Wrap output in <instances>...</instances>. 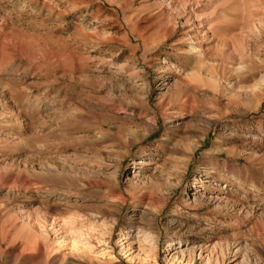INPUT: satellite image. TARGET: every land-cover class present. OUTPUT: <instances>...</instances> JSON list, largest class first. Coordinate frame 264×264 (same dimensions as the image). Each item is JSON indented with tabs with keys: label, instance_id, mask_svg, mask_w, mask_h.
Instances as JSON below:
<instances>
[{
	"label": "rangeland",
	"instance_id": "374dc122",
	"mask_svg": "<svg viewBox=\"0 0 264 264\" xmlns=\"http://www.w3.org/2000/svg\"><path fill=\"white\" fill-rule=\"evenodd\" d=\"M0 264H264V0H0Z\"/></svg>",
	"mask_w": 264,
	"mask_h": 264
}]
</instances>
